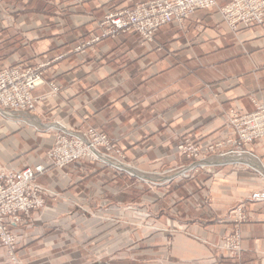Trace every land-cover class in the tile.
Instances as JSON below:
<instances>
[{"label": "crops", "instance_id": "crops-1", "mask_svg": "<svg viewBox=\"0 0 264 264\" xmlns=\"http://www.w3.org/2000/svg\"><path fill=\"white\" fill-rule=\"evenodd\" d=\"M147 1L0 0V68L44 64L33 94L60 87L34 112L0 115V166L42 165L48 190L46 207L13 228L24 264H264V139L254 156L228 153L231 111L264 105V23L232 31L216 8L150 43L126 31L87 44L106 15ZM61 126L107 134L127 171L51 165ZM187 139L221 147L193 160L177 150ZM238 206L250 215L239 224ZM237 226L242 250L231 258L213 246Z\"/></svg>", "mask_w": 264, "mask_h": 264}, {"label": "built area", "instance_id": "built-area-1", "mask_svg": "<svg viewBox=\"0 0 264 264\" xmlns=\"http://www.w3.org/2000/svg\"><path fill=\"white\" fill-rule=\"evenodd\" d=\"M216 8L232 31L264 23V0H225L223 4H220V0H150L106 15L102 22V33L94 36L87 44L113 38L126 31L138 34L143 43H150L162 27L172 23L181 25L194 13ZM82 48L79 46L77 50ZM42 67L44 64L33 66L20 63L0 68V115L34 112L42 100L59 94L60 87L55 82L50 83L51 89L45 95L33 94L35 88L44 83ZM229 123L233 127L235 140L231 143L234 148L228 153L234 156H254L249 147L255 141L264 139V105H257L249 113L231 111ZM220 147L221 144L209 145L201 151L187 139L177 145V150L193 160H200L209 153L217 152ZM48 157L51 165L58 168L90 161L127 171L122 150L107 134L94 126L88 127L84 133L59 127ZM43 170L42 165L22 170L0 166V240L7 245L11 254L17 243L13 228L26 223L33 210L46 207L45 195L48 190L38 181V175ZM234 210L238 224L249 219L250 215L243 210V206ZM213 248L226 251L231 258L238 256L242 250L239 227L224 235Z\"/></svg>", "mask_w": 264, "mask_h": 264}, {"label": "rangeland", "instance_id": "rangeland-1", "mask_svg": "<svg viewBox=\"0 0 264 264\" xmlns=\"http://www.w3.org/2000/svg\"><path fill=\"white\" fill-rule=\"evenodd\" d=\"M117 147H118L119 149H121L118 145H117ZM124 160H125V159H124ZM92 163H98V164H101V165H103V166H106V167L112 168L111 166H109V165H105V164L100 163V162H92ZM114 170H115V171H119V170H116V169H114ZM119 172H123V171H119ZM187 175H188V174H187ZM127 210H133L134 215H135L134 218H135L136 220H139V218H140V219H145V218H147L146 215H148V214L144 211L143 208L139 209V208L135 207V209H132V208L129 206V207H127ZM14 232H15V231H14ZM14 234L16 235L17 243H15V245H14L15 249H14L13 254L10 253L9 248L7 247V245H4V243L0 240V247L4 249V253H5V255H4V260H5V262H6L7 264H24L23 260L20 259L19 255H18V245H19L18 235H17V233H14ZM224 235H226V234H224ZM224 235H223L222 237H224ZM222 237H221V239H222ZM219 242H220V241H219ZM218 244H219V243H218ZM218 244H216V245H218Z\"/></svg>", "mask_w": 264, "mask_h": 264}]
</instances>
